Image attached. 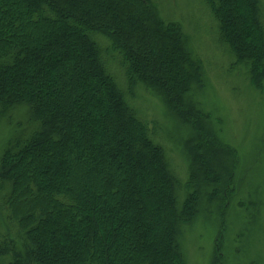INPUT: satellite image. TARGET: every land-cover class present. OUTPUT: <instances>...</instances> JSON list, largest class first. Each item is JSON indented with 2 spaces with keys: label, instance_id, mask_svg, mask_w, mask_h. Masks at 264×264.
I'll list each match as a JSON object with an SVG mask.
<instances>
[{
  "label": "trees",
  "instance_id": "trees-1",
  "mask_svg": "<svg viewBox=\"0 0 264 264\" xmlns=\"http://www.w3.org/2000/svg\"><path fill=\"white\" fill-rule=\"evenodd\" d=\"M204 1L261 90L259 1ZM139 85L192 132L182 203L162 147L129 100ZM202 87L180 29L150 0H0V108L28 112L0 155L9 230L0 225V264H183L182 227L215 203L212 264H222L238 161L191 100Z\"/></svg>",
  "mask_w": 264,
  "mask_h": 264
},
{
  "label": "rangeland",
  "instance_id": "rangeland-1",
  "mask_svg": "<svg viewBox=\"0 0 264 264\" xmlns=\"http://www.w3.org/2000/svg\"><path fill=\"white\" fill-rule=\"evenodd\" d=\"M258 1L264 35V0ZM150 2L161 20L178 26L187 52L200 63L203 87L193 91L191 100L209 117L219 141L237 156L234 196L225 213L222 264H264V84L261 90L251 84L248 66L237 62L223 42L204 0ZM100 43L106 50L109 48L106 40ZM114 55L119 58L117 53ZM105 59L111 60L108 65L113 70L118 68L107 52ZM129 100L162 147L182 203L190 172L185 145L192 132L168 110L159 93L139 85ZM27 113L23 107L6 112L0 108V155L8 142L26 128ZM219 209L217 203L205 206L190 224L182 227L178 247L183 264H212L221 230ZM0 225L4 233L9 231L6 216L1 213Z\"/></svg>",
  "mask_w": 264,
  "mask_h": 264
}]
</instances>
